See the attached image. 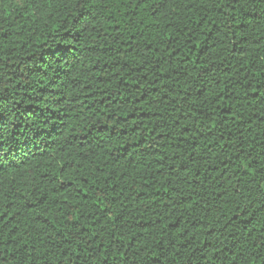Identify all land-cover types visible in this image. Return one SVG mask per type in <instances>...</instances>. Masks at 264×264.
<instances>
[{
  "label": "trees",
  "instance_id": "16d2710c",
  "mask_svg": "<svg viewBox=\"0 0 264 264\" xmlns=\"http://www.w3.org/2000/svg\"><path fill=\"white\" fill-rule=\"evenodd\" d=\"M102 262L264 264V0H0V264Z\"/></svg>",
  "mask_w": 264,
  "mask_h": 264
},
{
  "label": "snow or ice",
  "instance_id": "6c2138e0",
  "mask_svg": "<svg viewBox=\"0 0 264 264\" xmlns=\"http://www.w3.org/2000/svg\"><path fill=\"white\" fill-rule=\"evenodd\" d=\"M107 260H108V257L107 256H104L103 257V261L106 262ZM102 264H103V262H102Z\"/></svg>",
  "mask_w": 264,
  "mask_h": 264
}]
</instances>
